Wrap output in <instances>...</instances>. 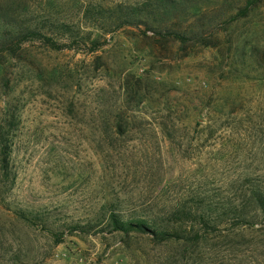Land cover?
I'll return each instance as SVG.
<instances>
[{"label":"rangeland","instance_id":"374dc122","mask_svg":"<svg viewBox=\"0 0 264 264\" xmlns=\"http://www.w3.org/2000/svg\"><path fill=\"white\" fill-rule=\"evenodd\" d=\"M142 1L0 0L99 43L0 66V264H264V0H196L184 44L101 8Z\"/></svg>","mask_w":264,"mask_h":264},{"label":"trees","instance_id":"16d2710c","mask_svg":"<svg viewBox=\"0 0 264 264\" xmlns=\"http://www.w3.org/2000/svg\"><path fill=\"white\" fill-rule=\"evenodd\" d=\"M196 0H143L134 5L118 4L109 9L101 7L104 12L110 11L108 18L115 24L116 28L123 26H136L140 24L159 35L163 40L180 41L182 44L189 38L201 36L198 29L187 27L186 29L174 28L171 21L177 19L178 12H188L191 4ZM245 4L241 13L245 14L248 9L256 6L261 0H244ZM168 21V22H166ZM78 31L68 28L65 21L47 24L33 22L21 18L10 7L0 3V66L4 64L7 57H18L21 43L26 40H40L54 49H60L65 46L66 42L58 40L64 38L70 43L86 44L90 41L93 48H97L98 39H91V31L87 36H80ZM98 43V44H97ZM204 45H208L206 42ZM258 206L264 211V196L256 194ZM112 231L128 234L130 232L150 233L158 240H165L172 234L168 229L159 227L146 218L123 217L119 213L111 212L109 215Z\"/></svg>","mask_w":264,"mask_h":264}]
</instances>
